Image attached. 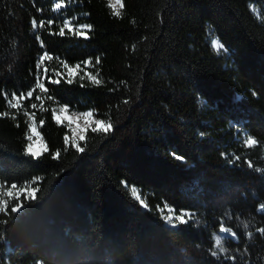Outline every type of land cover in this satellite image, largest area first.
<instances>
[{"label": "trees", "instance_id": "obj_1", "mask_svg": "<svg viewBox=\"0 0 264 264\" xmlns=\"http://www.w3.org/2000/svg\"><path fill=\"white\" fill-rule=\"evenodd\" d=\"M121 3L115 16L107 0H0V184L37 189L6 200L0 264H264V0ZM68 18L91 25L87 38L59 35ZM85 62L100 83L68 84L65 65ZM13 94L25 97L17 109ZM62 104L112 127L87 128L77 152L52 117ZM26 112L48 148L37 158ZM164 205L191 219L168 225ZM221 225L236 233L224 253Z\"/></svg>", "mask_w": 264, "mask_h": 264}, {"label": "snow or ice", "instance_id": "obj_2", "mask_svg": "<svg viewBox=\"0 0 264 264\" xmlns=\"http://www.w3.org/2000/svg\"><path fill=\"white\" fill-rule=\"evenodd\" d=\"M117 5H120V7H123V5L121 3V0H114V3H110L109 4V7L113 8V15H115V16H119L120 15L119 11L115 10ZM62 6H63L62 3H56L55 6H54V10H59V9L62 8ZM43 23L44 22L41 21V24H40L41 27H43ZM47 23L49 25H51L53 23V21L50 19V20L47 21ZM36 26L37 25H36L35 21H33V28H35ZM65 29H68L70 32H73L74 35L77 36V37L87 38V32L91 29V25H80L78 27L73 28L71 26V23H70L69 20H64L63 27L60 29L59 35L63 36L65 34V31H64ZM37 39H39V37H37ZM214 43H215V46L218 49H224L225 48V45L223 43H216V42H214ZM49 59H51V57L48 55L47 52H45L43 55H41L39 57V62L37 64V68L39 69L41 64L44 61L49 60ZM96 62H97V64H99V62H100L99 58L97 59ZM65 67L68 68L67 83L68 84H72L73 83V77L76 75V73H77V71L79 69V65H77L75 68L68 67L67 65H65ZM89 79L94 81L96 84L100 83V80L97 79L95 76H92L91 74H89ZM59 82L60 81L58 79L51 81V83H53V84H58ZM37 84H38V87H39L41 92H46L47 91V89L45 88L44 83L41 82L39 79L37 81ZM32 95H33V92H28V97H31ZM24 98L25 97H23L22 95L21 96H17L15 94H13L12 97H11V100H9V102H8V106L10 108H12V109H17V108L20 107L21 101ZM40 99H41L40 96H36V100H40ZM48 99L51 100L52 97L49 96ZM32 108L35 109L36 105L33 104ZM68 111H69V107L67 105H61L58 110H54L52 112V117L56 121L57 124H60L63 120H67L68 126H69V128H71L72 125L76 122V120L79 119V117L74 116V115L73 116L65 115L66 113H68ZM2 115L7 116L8 113L4 112ZM25 115L27 116L28 121L30 122V123H28V126H27L28 127V131L30 132V135H27V137H26V139L30 143L27 144L26 153L30 154V156L32 158H37V157H39L41 155V152H48V148L43 143L42 138H41V134L37 130V125H36V120H35V113L28 114L26 112ZM82 117H83V119L85 121V124H84V126L82 128L79 127V125H78L77 128L72 129L74 133L78 132V135H74L72 137V139H71L72 147L75 148L76 151L80 152V153H83L85 151V148L84 147H80L78 145V143H77V140L83 141L85 139V134H84L85 133V129L89 128L92 124H94L95 127H92L91 131L95 133L97 131L108 132L111 129V127H112L111 124H106V123H104V121H102L100 119L93 120L92 119L93 113L91 111H86V112L82 113ZM13 118H15V117H13ZM39 124L40 125H44L45 124V120L41 119L39 121ZM64 142H65L66 145L69 143V138L67 136L64 137ZM244 143L246 145H248V146H252V145H255L257 143V140L254 139L251 135H249L247 137V139L244 141ZM55 155L59 156L60 153L57 152ZM175 159L182 160L183 157L177 155L175 157ZM248 166L250 168L252 167L251 164H249ZM0 187H2V185H0ZM16 187H17L16 184H12L11 185L12 189H16ZM36 192H37V189L34 188V187L31 188L30 190H28V192H27L28 198H30L31 200L35 201L37 199ZM8 195L9 196L12 195L11 190L8 191ZM133 195H136L135 189H133ZM136 198L138 200L140 199L139 196H137ZM140 202H141V204H144L143 200H141ZM144 206L147 207V205H144ZM8 207L9 206H8V202L7 201L0 200V213H5L7 211V209H8ZM22 207H23L22 204L16 203L15 206H12L10 208V212L12 214L18 213ZM164 207L167 208L168 206L164 205ZM260 208H261V211H264V205H261ZM171 211H172V209H169V213H171ZM185 215H189V218L191 219V215L188 214V213H181L180 215H176L174 217V219H175V221L179 222V224H185L187 222L184 219ZM166 220H167V222L169 224H172L173 223V216L171 214L168 215L166 217ZM245 228H247V224H245ZM220 232L225 234L224 239H230V237L227 235L228 233H231L232 236H236V233L232 229L224 227L223 225H221V227H220ZM249 235H251V233H249ZM0 239H3V234L2 233H0ZM216 245H217V248H218L220 253H224L226 251L225 247L221 243V237L220 236H217ZM212 256L219 258L217 251H213L212 252ZM233 264H235V261H233Z\"/></svg>", "mask_w": 264, "mask_h": 264}, {"label": "rangeland", "instance_id": "obj_3", "mask_svg": "<svg viewBox=\"0 0 264 264\" xmlns=\"http://www.w3.org/2000/svg\"><path fill=\"white\" fill-rule=\"evenodd\" d=\"M107 2H108V4H110V3H114V0H107ZM57 3H60V2L57 1ZM119 8H120V5H117L115 10L118 11ZM252 8H253V7H252ZM112 9H113V8H112ZM253 10L258 14V12L256 11L255 8H253ZM66 20H69V21H70L71 26H72L73 28L78 27V26H80V25H85V24H83V23H76V22H74V21H73L72 19H70V18H68V19H66ZM207 38H208L209 43L211 44L212 48L215 50L216 53H218V54H220V55H223V56H227V55H228V51H227L226 48H224V49H218V48L215 46V43H214V42H216V43H221V42H220V40L218 39V37H217V36H216L211 30H208V32H207ZM77 65H79V69H78V71H77V73H76V75H75L74 77H79V78H84V77H85V78L89 79V74L92 75V72H91V70L88 68V63H87V62L82 63V64H81V63H77V64H74V65H68V67L75 68ZM67 72H68V68H67V67H64V68H63V74H62V76H63V77H68ZM92 76H93V75H92ZM62 105H63V104H62ZM60 106H61V105H56L55 108H54V110H58ZM86 111H91V112H92L91 109H87V110H84V111H78V110L70 109V108H69L68 113L65 114V115H68V116H73V115H74V116L79 117V119L76 120V122L72 125L71 128H69L67 120H63V121L61 122V123L66 124L67 127L69 128V131H70V132H69L68 135H66V136L69 138V143H71V139H72V137H73L74 135H78V132L74 133L72 129L77 128L78 125H79V127H81V128L84 126L85 121H84V119H83V117H82V113H84V112H86ZM92 113H93V112H92ZM92 119H93V120H96V119H97V118L94 116V114H93ZM28 123H30V122H28ZM104 123H105V122H104ZM90 127H95V125L92 124ZM90 127H89V128H90ZM37 130H38V129H37ZM85 130H86V129H85ZM27 135H30V132L28 131V129H27L26 137H27ZM241 135H242L241 137H242V140H243V143H244V141L247 139V137L249 136V134L246 133L245 131H242ZM34 139H35V138H34ZM42 141H43V140H42ZM28 143H30V142L27 140V144H28ZM43 143H44V142H43ZM244 144H245V143H244ZM245 145H246V144H245ZM246 146H248V145H246ZM26 147H27V146H26ZM0 185H1V184H0ZM31 188H33V184H32L31 181H28V182L24 183L23 185H19V186L17 185L16 189H12V188H11V185H10V186H3V185H2V187H0V200H5V201H6L8 198H12V197L27 196V192H28V190H30ZM129 189H130V191H131L132 194H133V189H135V191H136V195H134V196H135V197L139 196V197H140L139 200H140V201L142 200V195L140 194L139 189H137L135 186H130ZM9 190H11V192H12V195H11V196L8 195V191H9ZM161 209H164L163 216H164V220H165V222H166L168 225H175L176 223H178V222L175 221V219H174V217H175L176 215H180L181 213H188V214L191 215V213H190L189 211H186V210H179V211H177V210H175L174 208H172V207H170V206H168L167 208L163 207V208H161ZM169 209H172L171 213H169ZM170 214L173 216V223H172V224H169V223L167 222V220H166V217H167L168 215H170ZM188 218H189V215H185V216H184V219H185V220L188 219ZM220 227H221V226H220ZM220 227L214 232L215 244H216L217 236H220V237H221V243H222V241H223V239H224V236H225L224 233H221V232H220ZM224 227H225V226H224ZM227 235L230 237V240H235V236H232L231 233H228ZM216 246H217V245H216ZM40 264H41V263H40Z\"/></svg>", "mask_w": 264, "mask_h": 264}]
</instances>
